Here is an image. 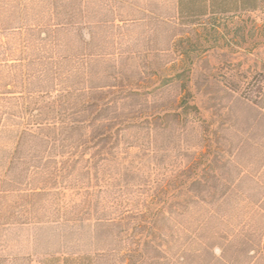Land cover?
<instances>
[{"label":"trees","instance_id":"obj_1","mask_svg":"<svg viewBox=\"0 0 264 264\" xmlns=\"http://www.w3.org/2000/svg\"><path fill=\"white\" fill-rule=\"evenodd\" d=\"M263 5L264 0H178L175 27L198 26L220 35L229 30L233 17L253 14ZM123 7L118 0H0V58L5 59L0 60V133L19 127L0 189L13 191L23 215L37 212L41 198L46 208L45 200L58 195L53 187H67L74 175L76 183L82 174L90 185L125 183L114 190L90 191L86 200L101 194L120 198L131 187L129 174L136 172L133 163L122 165L117 152L127 132L150 136L179 128L189 115L201 118L186 87L180 112L153 114L145 97L150 93L132 88L135 76L120 69V60L95 55L99 41L126 37L128 23L118 16ZM7 81L24 91L19 95L7 91ZM229 89L264 117V71L243 72ZM108 162L114 165L112 176L104 173ZM246 178L257 186L256 194L241 190ZM175 185L166 199L160 193L169 191L168 185L145 195L138 215L122 210L113 218L96 220L100 233L104 230L115 243L128 247L127 252L116 248L96 256L50 258L45 264H190L193 254L198 264H206L208 255L213 257L209 264H254L252 242L220 234L207 240L201 231L211 222L224 223V206L236 196L264 220V183L240 176L189 179ZM32 187L36 189L23 190ZM98 206L96 201L87 202L89 212ZM195 213L203 218L196 231L184 224ZM185 238L202 249L173 254L174 246ZM213 242L218 243L219 257L211 250ZM258 250L264 264V240ZM0 264H24V259L0 257Z\"/></svg>","mask_w":264,"mask_h":264},{"label":"rangeland","instance_id":"obj_2","mask_svg":"<svg viewBox=\"0 0 264 264\" xmlns=\"http://www.w3.org/2000/svg\"><path fill=\"white\" fill-rule=\"evenodd\" d=\"M118 1L124 3L117 13L128 23L126 37L111 43L99 41L95 55L120 60V69L135 76L132 88L150 93L145 97L153 114L180 112L186 87L191 92L188 99L198 106L201 118L189 115L179 128L154 131L150 136L140 131L127 132L117 152L122 165L133 163L136 172L129 174L131 187L120 198L101 194L86 200L90 191L114 190L125 183L90 185L83 174L80 183H76L74 175L67 187H53L58 195L45 200L46 208L43 209L41 198L37 212L23 215L19 209L21 202L13 198V191L0 189L1 258L45 264L50 258L96 256L116 248L127 252L128 247L115 243L107 233H102L104 230L100 233L97 219L113 218L122 210H133L138 215L143 210L145 195L155 194L157 187L168 185L169 191L160 193L166 199L176 181L252 176L264 183V117L229 89L243 72L264 71V5L253 14L233 17L230 31L213 35L198 26L175 27L178 0ZM241 20L247 24L243 26ZM98 22L99 19L92 21ZM178 74L182 76L177 78ZM4 87L18 95L24 91L10 81ZM18 130L13 126L11 131L0 133V184L16 148ZM113 167L108 162L104 173L112 176ZM257 189L246 178L241 190L253 195ZM263 191L259 189L260 193ZM233 198L222 211L226 213L224 223L211 222L201 233L207 240L217 234L223 238L228 235L229 239L236 237L240 242L248 240L256 246L254 264H263L258 247L264 240V220L242 196ZM88 201L99 203L96 212L93 208L88 211ZM7 210L15 212L16 217L8 216ZM198 214L184 220L195 231L203 220ZM215 247L218 243L213 242L211 250L219 257L221 252ZM191 249L194 252L202 248L189 244L185 238L174 246L172 253L182 254ZM189 258L190 264H198L194 254ZM212 258L208 255L206 264Z\"/></svg>","mask_w":264,"mask_h":264}]
</instances>
